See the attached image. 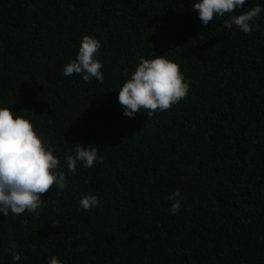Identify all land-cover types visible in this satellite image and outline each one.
Masks as SVG:
<instances>
[{
	"label": "trees",
	"instance_id": "obj_1",
	"mask_svg": "<svg viewBox=\"0 0 264 264\" xmlns=\"http://www.w3.org/2000/svg\"><path fill=\"white\" fill-rule=\"evenodd\" d=\"M196 2L0 0V108L32 123L67 177L39 215L0 212V264H264V10L246 34L228 14L203 25ZM85 35L103 82L63 74ZM154 54L180 66L187 98L127 117L119 89ZM77 144L103 162L73 175ZM87 194L100 206L84 211Z\"/></svg>",
	"mask_w": 264,
	"mask_h": 264
},
{
	"label": "clouds",
	"instance_id": "obj_2",
	"mask_svg": "<svg viewBox=\"0 0 264 264\" xmlns=\"http://www.w3.org/2000/svg\"><path fill=\"white\" fill-rule=\"evenodd\" d=\"M246 0H198L192 8L198 13L203 25H209L215 16L228 14L230 19L224 20V26L237 29L248 34L259 30L255 23L262 12L260 5L250 10L234 15V10L243 8ZM101 42L93 36L82 38L76 58L65 65L63 74L81 75L85 82L92 78L103 82V63L97 59L100 55ZM155 55V54H154ZM190 85L186 82L180 66L164 56L153 59L140 58L139 64L119 89L118 101L123 107V115L135 117L143 109L148 117L156 111H167L173 105L187 98ZM75 155H67V169L75 175L77 162L91 168L96 162L102 163L104 157L98 155V147L74 145ZM60 160L54 155V150L46 147L42 138L34 130L32 123L19 115L14 116L12 109L0 108V212L6 217L21 215L25 212L39 215L44 206L43 194L50 192L55 185L63 191L67 185L65 172L57 171ZM172 201L168 209L171 215H176L183 201L180 190L166 197ZM96 195H84L80 207L90 211L100 206ZM15 242H10L7 249L13 261L21 260V254L15 251ZM48 264H61L53 256Z\"/></svg>",
	"mask_w": 264,
	"mask_h": 264
}]
</instances>
